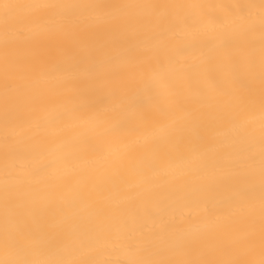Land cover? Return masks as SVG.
<instances>
[{
  "label": "bare ground",
  "instance_id": "bare-ground-1",
  "mask_svg": "<svg viewBox=\"0 0 264 264\" xmlns=\"http://www.w3.org/2000/svg\"><path fill=\"white\" fill-rule=\"evenodd\" d=\"M0 264H264V0H0Z\"/></svg>",
  "mask_w": 264,
  "mask_h": 264
}]
</instances>
